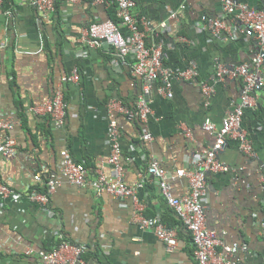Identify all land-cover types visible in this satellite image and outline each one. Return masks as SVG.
Instances as JSON below:
<instances>
[{
  "label": "crops",
  "instance_id": "obj_1",
  "mask_svg": "<svg viewBox=\"0 0 264 264\" xmlns=\"http://www.w3.org/2000/svg\"><path fill=\"white\" fill-rule=\"evenodd\" d=\"M134 13L152 26L146 44L161 46L163 67L173 71L194 68L195 80L173 78L172 97L159 94L156 81L145 96L151 109L145 122L129 117L142 95L143 82L131 70L130 60L115 62L106 49L90 48L80 40L81 30L93 20L106 19L105 7L94 0H59L57 11L39 14L31 0H2L0 5V117L14 122L2 137L12 136L17 151L0 157V181L15 189L0 196V264H45L26 256V248L49 250L64 241L84 248L86 264H195L190 233L181 225L162 196L158 179L147 172L155 158L167 172L174 197L189 193L187 179L177 169H193L215 134L205 131L208 120L219 127L241 101L242 81L215 74L216 62L226 69L249 63L256 53L254 38L244 34L238 20L224 15L222 0H134ZM258 9L264 0H233ZM176 13L177 18L169 19ZM223 17L230 34L214 36L201 17ZM167 23L160 29L159 24ZM77 68V82H62ZM264 81V64L260 67ZM212 88L205 94L202 85ZM60 86L66 102L64 124L55 127L32 108L49 99ZM256 105L245 108L241 130L253 147V156L241 151L229 137L218 153L227 172L208 173L201 203L206 226L223 244H245L238 251L242 264H264V84L254 94ZM111 100L117 106L110 107ZM119 107L122 110H119ZM117 130L122 178L135 188L142 215L159 219L177 231V245L169 251L151 229L134 220L132 197L96 195L89 183L77 187L60 171V152L67 149L84 164L91 183L101 171L110 177V129ZM146 130L152 136L145 140ZM239 167L243 171L238 172ZM57 180L43 205L27 191L35 175ZM220 249V248H218ZM66 255L76 257L73 251Z\"/></svg>",
  "mask_w": 264,
  "mask_h": 264
},
{
  "label": "built area",
  "instance_id": "obj_2",
  "mask_svg": "<svg viewBox=\"0 0 264 264\" xmlns=\"http://www.w3.org/2000/svg\"><path fill=\"white\" fill-rule=\"evenodd\" d=\"M112 0H94L96 4L107 7ZM1 2V0H0ZM55 0H32L33 5L39 14L46 15L55 10ZM116 3V17L119 22L116 24L110 19L94 20L88 23L82 30L80 40L90 48H100L111 50L115 62H125L128 58L132 73L142 78V95L140 96L134 114L128 113L129 117L136 116L141 122H145L151 113L147 105L145 96L150 93L153 82L160 81L158 92L160 95L171 98V82L173 78L183 80H195L197 71L188 68L184 71H173L163 67L161 46H149L146 44V32L150 30L152 23L144 16L137 17L134 13V0H114ZM224 15H233L243 28L245 35L255 39L257 44L256 53L249 63L226 69L220 62H216L215 74L219 80L228 78H238L242 81V95L239 105L229 112L222 120L219 127L206 120L203 129L215 134L213 145L206 148L201 158L194 162L193 169H177L174 174L177 177L184 176L189 182V193L177 198L172 195L171 186L168 182L169 172L153 158L147 167V172L158 179V185L162 196L166 198L168 205L175 212L181 225L190 233L194 248L195 264H242L238 251L247 249L245 244L236 243L226 245L218 238L214 230L208 229L205 220V211L202 205L201 196L205 189L206 174L215 172H227L230 167L218 160L217 155L222 149L225 141L229 137L239 140L241 151L249 156H253V147L245 134L239 130L240 123L245 108L256 105L254 94L263 87L264 81L260 73V67L264 64V8L255 9L244 3H237L233 0H222ZM177 18L176 13L170 14L169 19ZM206 28L214 36L230 34L231 29L226 24L223 17L210 18L205 15L201 17ZM160 29L167 27L166 22L159 24ZM80 72L74 68L70 74L62 77V82H77ZM205 94H209L212 88L202 85ZM109 106L115 107L117 103L111 100ZM33 112L45 115L54 123L55 127L64 124L66 113V102L64 93L60 86H57L51 97L41 104L32 108ZM119 110H122L119 107ZM14 122L0 117V131H10ZM110 156L108 163L115 170L113 176H106L98 171L97 177L90 182L87 181L86 169L84 165L71 156L67 149L60 152V171L69 183L83 187L90 184L96 195L109 194L116 198L132 197L137 208L134 213V220L139 223L141 228L151 229L158 239L172 251L177 245V231L166 227L159 219L145 217L142 215V207L135 199V188L125 184L122 178V165L120 161L121 148L117 141V130L115 123L112 122L110 129ZM142 137L151 140L152 136L144 130ZM17 151V141L12 136L2 137L0 134V157H12ZM239 167V170H242ZM34 179L40 181L39 175ZM46 192L30 190L28 198L43 205L49 202V193L53 192L60 183L52 178H48ZM15 190L0 181V196L8 197ZM220 248V249H218ZM73 251L76 257L66 255L67 250ZM84 248L73 246L68 242L62 241L56 247L49 250L26 248V256H37L45 264H85L80 255Z\"/></svg>",
  "mask_w": 264,
  "mask_h": 264
},
{
  "label": "trees",
  "instance_id": "obj_3",
  "mask_svg": "<svg viewBox=\"0 0 264 264\" xmlns=\"http://www.w3.org/2000/svg\"><path fill=\"white\" fill-rule=\"evenodd\" d=\"M58 1L59 0H56L55 2V9L57 11V5H58ZM260 8V7H259ZM105 12H106V17L110 20H112L113 22H115L116 24L119 22L118 18L116 17V3L114 2V0L110 1V4L105 8ZM135 120H138V118L136 117ZM139 122H141L139 120ZM40 178L41 180L40 181H36L32 186H31V190H36L38 192H46L47 190V185H46V182H47V179L46 177L42 175H40ZM30 192V190H29ZM29 192L27 191V196L29 194ZM62 241L60 242H57L56 245L54 247H56L58 244H60ZM84 253V252H83ZM82 253V254H83ZM81 254V255H82ZM81 260L84 261V263L86 264V260H87V256H83L81 257Z\"/></svg>",
  "mask_w": 264,
  "mask_h": 264
},
{
  "label": "clouds",
  "instance_id": "obj_4",
  "mask_svg": "<svg viewBox=\"0 0 264 264\" xmlns=\"http://www.w3.org/2000/svg\"><path fill=\"white\" fill-rule=\"evenodd\" d=\"M1 2H2V0H1ZM1 2H0V5H1ZM55 2H56V0H55ZM55 2H54V4H55ZM31 3H32V0H31ZM32 5H33V3H32ZM35 7V6H34ZM106 8V7H105ZM264 8V6L263 7H260V8H258V9H263ZM37 10V9H36ZM54 11H56V9L54 10ZM53 11V12H54ZM38 12V11H37ZM39 13V12H38ZM106 19H108V18H106ZM104 20V19H103ZM94 21V20H93ZM90 23V22H89ZM108 52H111V50H109ZM136 77H138V76H136ZM140 78V77H139ZM141 80H142V78H141ZM142 82H143V80H142ZM155 82H153L152 83V86H153V84H154ZM143 86V85H142ZM152 86H151V88H152ZM147 101V100H146ZM136 111V106H135V110H134V112ZM134 114V113H133ZM133 118H136V116H134ZM226 144V141H225V143H224V145ZM224 145L222 146V148L224 147ZM252 145V144H251ZM222 150V149H221ZM220 150V151H221ZM217 158H218V155H217ZM218 160H219V158H218ZM220 161V160H219ZM222 162V161H221ZM81 163V162H80ZM83 164V163H82ZM84 165V164H83ZM85 167V166H84ZM86 169V168H85ZM237 171L238 172H240V171H243V169L242 170H239V168L237 169ZM208 174V173H207ZM206 174V175H207ZM40 176V175H39ZM36 181V180H35ZM9 187V186H8ZM12 188V187H11ZM14 189V188H13ZM15 190V189H14ZM29 190H31V189H29ZM29 190H28V192H29ZM192 241V240H191ZM82 254V253H81ZM81 256V255H80ZM81 258V257H80Z\"/></svg>",
  "mask_w": 264,
  "mask_h": 264
},
{
  "label": "water",
  "instance_id": "obj_5",
  "mask_svg": "<svg viewBox=\"0 0 264 264\" xmlns=\"http://www.w3.org/2000/svg\"><path fill=\"white\" fill-rule=\"evenodd\" d=\"M225 146V145H224Z\"/></svg>",
  "mask_w": 264,
  "mask_h": 264
}]
</instances>
